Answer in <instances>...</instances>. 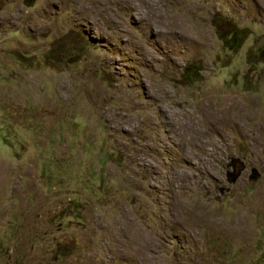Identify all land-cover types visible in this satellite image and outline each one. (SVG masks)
<instances>
[{"label":"rangeland","instance_id":"rangeland-1","mask_svg":"<svg viewBox=\"0 0 264 264\" xmlns=\"http://www.w3.org/2000/svg\"><path fill=\"white\" fill-rule=\"evenodd\" d=\"M0 264H264V0H0Z\"/></svg>","mask_w":264,"mask_h":264},{"label":"water","instance_id":"water-1","mask_svg":"<svg viewBox=\"0 0 264 264\" xmlns=\"http://www.w3.org/2000/svg\"><path fill=\"white\" fill-rule=\"evenodd\" d=\"M24 2L27 5L32 6L36 2V0H24ZM237 163H239L238 172H236V170H235V167H236ZM231 167L233 168V172L230 173L229 176L233 177L232 178V182H236L240 178V176L242 175L243 171L246 170V166H245V164L242 161H238L237 160V161H232ZM251 174H252L251 175V179L254 180V181L258 180L261 177V174L256 169H252Z\"/></svg>","mask_w":264,"mask_h":264},{"label":"trees","instance_id":"trees-1","mask_svg":"<svg viewBox=\"0 0 264 264\" xmlns=\"http://www.w3.org/2000/svg\"><path fill=\"white\" fill-rule=\"evenodd\" d=\"M220 34V38L227 44V45H231V43H233V45L236 43L237 39L241 38V32L236 29L234 30L231 34L225 33L224 31L219 32Z\"/></svg>","mask_w":264,"mask_h":264},{"label":"bare ground","instance_id":"bare-ground-1","mask_svg":"<svg viewBox=\"0 0 264 264\" xmlns=\"http://www.w3.org/2000/svg\"><path fill=\"white\" fill-rule=\"evenodd\" d=\"M217 121V120H216ZM171 126V125H170ZM188 130V129H187ZM170 133H171V129H170ZM175 133V132H174ZM173 137V136H172Z\"/></svg>","mask_w":264,"mask_h":264},{"label":"flooded vegetation","instance_id":"flooded-vegetation-1","mask_svg":"<svg viewBox=\"0 0 264 264\" xmlns=\"http://www.w3.org/2000/svg\"><path fill=\"white\" fill-rule=\"evenodd\" d=\"M236 171H238V169H236Z\"/></svg>","mask_w":264,"mask_h":264}]
</instances>
